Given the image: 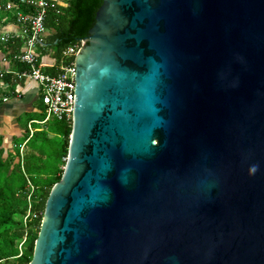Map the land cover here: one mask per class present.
Wrapping results in <instances>:
<instances>
[{
  "label": "water",
  "instance_id": "obj_1",
  "mask_svg": "<svg viewBox=\"0 0 264 264\" xmlns=\"http://www.w3.org/2000/svg\"><path fill=\"white\" fill-rule=\"evenodd\" d=\"M83 43L28 264H264V0H96Z\"/></svg>",
  "mask_w": 264,
  "mask_h": 264
},
{
  "label": "trees",
  "instance_id": "obj_2",
  "mask_svg": "<svg viewBox=\"0 0 264 264\" xmlns=\"http://www.w3.org/2000/svg\"><path fill=\"white\" fill-rule=\"evenodd\" d=\"M7 1L16 0H0V3ZM52 1L55 4L48 9L44 19L43 39L46 46L44 50L50 51L53 63L42 71L54 76L58 74L61 50L80 39H86L96 0ZM56 1L61 5H57ZM0 13V27L13 22L11 13ZM1 45L15 71L24 70L23 65L11 60L20 42ZM8 79L6 76L4 81ZM42 125V128H34L31 137L26 140L23 155L19 153V145H14L13 139L12 151H5L0 136V264H28L44 202L62 173L71 121L51 117ZM24 133L27 138L26 130L22 135Z\"/></svg>",
  "mask_w": 264,
  "mask_h": 264
},
{
  "label": "built area",
  "instance_id": "obj_3",
  "mask_svg": "<svg viewBox=\"0 0 264 264\" xmlns=\"http://www.w3.org/2000/svg\"><path fill=\"white\" fill-rule=\"evenodd\" d=\"M52 0H16L0 3V12L13 15V24L17 31L0 33V44L20 42L19 48L11 56V60L25 67L22 71H12L0 68V89L4 86V78L8 76L13 82L32 81L37 85L38 101L44 110V117L40 121L30 120L26 123L27 138L18 146L21 151L26 140L31 137V124H43L49 118L71 121L73 109V58L78 50L84 46L80 39L73 45L67 46L60 52L58 74L51 76L41 69L40 51L46 49L44 43V19L48 9L54 6ZM57 5H61L56 1ZM49 51V50H48Z\"/></svg>",
  "mask_w": 264,
  "mask_h": 264
},
{
  "label": "crops",
  "instance_id": "obj_4",
  "mask_svg": "<svg viewBox=\"0 0 264 264\" xmlns=\"http://www.w3.org/2000/svg\"><path fill=\"white\" fill-rule=\"evenodd\" d=\"M17 31V26L12 23L1 27L0 33ZM19 48V46H18ZM50 51L42 50L40 59L42 60L44 69L49 68L51 62ZM0 68H8L15 71V67L6 57L5 48L0 46ZM43 69V70H44ZM0 89V136L2 137V147L4 149L5 139L12 140L19 138L23 134V129L18 126V120L23 115H29L36 111L35 106L38 103V90L37 85L32 81L13 82L9 78L4 82ZM29 119L28 121H30ZM7 142L9 140H6Z\"/></svg>",
  "mask_w": 264,
  "mask_h": 264
},
{
  "label": "rangeland",
  "instance_id": "obj_5",
  "mask_svg": "<svg viewBox=\"0 0 264 264\" xmlns=\"http://www.w3.org/2000/svg\"><path fill=\"white\" fill-rule=\"evenodd\" d=\"M0 15H1V13H0ZM0 29H1V27H0ZM50 59H51V62H52V57ZM39 63H40L41 69L43 70L45 68V65H43L41 59H40ZM35 106L37 107V109H36L35 112H33V113L29 114V115H23L18 120V126H20V128H22V129L24 128L23 130H25L26 123L28 122L29 118L31 120L40 121L44 117L45 114H44V110H43L42 105L38 102V103L35 104ZM31 127L33 129L34 128H42L43 125L42 124L39 125L37 123H34V124H31ZM25 138H26V134L25 133H24V135H22L19 138H16V137L13 138L14 145H20ZM6 140H9V141L7 142ZM11 141L12 140H10L9 138L8 139H5V141H4V150L5 151H8V152H11L12 151V148L13 147H11ZM19 149H20V147L18 148V151H19ZM24 152H25V150H24V145H23V147H22L21 151H19V153L21 155H23Z\"/></svg>",
  "mask_w": 264,
  "mask_h": 264
}]
</instances>
